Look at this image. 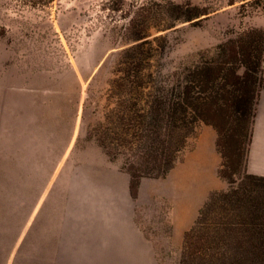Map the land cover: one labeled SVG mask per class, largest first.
<instances>
[{
	"label": "rangeland",
	"instance_id": "rangeland-1",
	"mask_svg": "<svg viewBox=\"0 0 264 264\" xmlns=\"http://www.w3.org/2000/svg\"><path fill=\"white\" fill-rule=\"evenodd\" d=\"M42 1L0 0V264H46L53 177L122 171L93 137L117 80L176 85L234 32H264V0Z\"/></svg>",
	"mask_w": 264,
	"mask_h": 264
},
{
	"label": "trees",
	"instance_id": "trees-1",
	"mask_svg": "<svg viewBox=\"0 0 264 264\" xmlns=\"http://www.w3.org/2000/svg\"><path fill=\"white\" fill-rule=\"evenodd\" d=\"M129 79L113 86L119 98L109 115L113 124L93 137L113 162L122 158L133 194L142 178H165L194 148L203 124L218 133V174L229 189L209 194L184 236L178 264H264V177L246 169L264 84V32H234L176 85Z\"/></svg>",
	"mask_w": 264,
	"mask_h": 264
},
{
	"label": "crops",
	"instance_id": "crops-1",
	"mask_svg": "<svg viewBox=\"0 0 264 264\" xmlns=\"http://www.w3.org/2000/svg\"><path fill=\"white\" fill-rule=\"evenodd\" d=\"M217 139L204 126L165 178H142L134 194L131 177L113 166L99 171L93 163L88 175L53 177L60 200L46 202V264H178L209 194L229 189L218 174ZM246 169L264 177V90Z\"/></svg>",
	"mask_w": 264,
	"mask_h": 264
}]
</instances>
